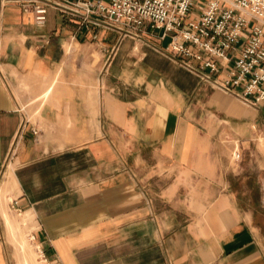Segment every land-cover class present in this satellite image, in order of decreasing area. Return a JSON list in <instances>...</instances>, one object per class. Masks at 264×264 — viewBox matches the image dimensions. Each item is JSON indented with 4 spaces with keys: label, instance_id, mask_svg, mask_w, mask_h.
<instances>
[{
    "label": "crops",
    "instance_id": "0c3cea01",
    "mask_svg": "<svg viewBox=\"0 0 264 264\" xmlns=\"http://www.w3.org/2000/svg\"><path fill=\"white\" fill-rule=\"evenodd\" d=\"M21 3L0 0V204L30 217L47 261L264 264V165L254 187L218 175L203 189L220 161L194 153L192 102L225 90L232 63L204 79L163 28L52 7L40 26ZM2 223L0 264H17Z\"/></svg>",
    "mask_w": 264,
    "mask_h": 264
},
{
    "label": "built area",
    "instance_id": "2783aa9c",
    "mask_svg": "<svg viewBox=\"0 0 264 264\" xmlns=\"http://www.w3.org/2000/svg\"><path fill=\"white\" fill-rule=\"evenodd\" d=\"M22 0L34 24L44 25L48 8L123 33L142 32L149 25L171 33L170 50L192 57L198 64L183 63L201 78L232 63L228 78L220 83L250 106L264 112V0ZM220 59V61H218ZM221 65V67H220ZM208 71L202 72L203 68ZM33 238V236H32ZM44 264H50L40 252Z\"/></svg>",
    "mask_w": 264,
    "mask_h": 264
},
{
    "label": "rangeland",
    "instance_id": "374dc122",
    "mask_svg": "<svg viewBox=\"0 0 264 264\" xmlns=\"http://www.w3.org/2000/svg\"><path fill=\"white\" fill-rule=\"evenodd\" d=\"M203 1L195 0L192 6L194 13H199L195 4ZM67 47L71 50L69 45ZM212 90L215 91L213 96L211 88H207L192 102L194 121L200 129L197 136L200 146L194 153L217 159L221 167V171L214 173L213 178H207L201 186L207 189L209 184L218 185L217 176L223 175V180L230 182L233 188L254 187L260 177L259 168L264 165L263 147L260 142L264 143L262 113H256L254 107L238 95L220 87ZM34 113L35 111L31 110L30 117ZM235 153L238 156H235ZM238 170H241L240 174H236ZM163 183L164 181L160 182L161 185ZM0 212L3 216L2 239L6 242L13 262L44 264L39 256V246L31 237L35 226L33 221H29L30 217L27 219V215H24L25 211L1 203ZM4 213H7L13 228L6 226ZM21 242L25 243L24 248Z\"/></svg>",
    "mask_w": 264,
    "mask_h": 264
},
{
    "label": "bare ground",
    "instance_id": "6f19581e",
    "mask_svg": "<svg viewBox=\"0 0 264 264\" xmlns=\"http://www.w3.org/2000/svg\"><path fill=\"white\" fill-rule=\"evenodd\" d=\"M47 94H48V93H47ZM21 245H22V247L24 248V246H25V243H24V242H21ZM22 247H21V248H22Z\"/></svg>",
    "mask_w": 264,
    "mask_h": 264
}]
</instances>
